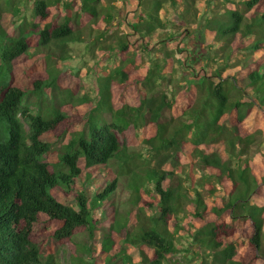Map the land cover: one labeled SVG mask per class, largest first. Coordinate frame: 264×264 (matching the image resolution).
<instances>
[{"label":"trees","instance_id":"16d2710c","mask_svg":"<svg viewBox=\"0 0 264 264\" xmlns=\"http://www.w3.org/2000/svg\"><path fill=\"white\" fill-rule=\"evenodd\" d=\"M15 1H0V37L7 45L0 46V72L30 47L27 37L14 38L3 27L20 15ZM54 1L33 5L35 19L44 25L53 6L65 15L63 23L45 25L39 33L47 57L57 56L56 47L64 60L72 57L66 48L70 43L95 48L111 36L114 17L108 5L100 7L105 29L96 22L104 0ZM167 2L147 0L150 8L144 5L117 47L102 46L100 55L116 50L121 58L109 74L122 91L117 107L109 101L102 110L101 101L83 111H91L85 119L74 108L73 87L63 89L60 78L39 72L27 78L30 82L0 83V122L8 133L0 138V264H62L49 251L51 242L71 250L63 259L67 264H264V156L259 161L250 157L258 139L264 146V0H229L228 6L221 1L222 10H217L219 0H183L177 3L180 8L172 4L182 11L179 28L199 22L204 29L201 35L193 33L194 44L208 51L199 71L196 65L204 58L194 52L192 40H178L188 27L181 33L165 29L160 14ZM138 48L150 56L143 73ZM180 69L178 80L184 85L176 94L165 84L171 87V76ZM49 87L72 113L56 111L45 119L23 104L28 92ZM130 89L140 96L136 104L126 97ZM250 91L253 98L242 99ZM106 113L111 121L104 119ZM234 121L244 135L237 133ZM131 128L141 133L145 151L133 153L126 146ZM69 132L73 137L59 151V160L46 162ZM127 164L123 184L111 165ZM97 174L103 178L98 187ZM121 184L131 190L130 203L139 209L142 226L133 231L130 215L104 224ZM54 191L75 202H59ZM37 228L43 232L36 235ZM81 229L100 246L98 258L90 257L92 244L76 241ZM97 233L102 234L99 242ZM128 246L138 254V263H132Z\"/></svg>","mask_w":264,"mask_h":264},{"label":"rangeland","instance_id":"374dc122","mask_svg":"<svg viewBox=\"0 0 264 264\" xmlns=\"http://www.w3.org/2000/svg\"><path fill=\"white\" fill-rule=\"evenodd\" d=\"M1 1V0H0ZM4 1V0H2ZM34 1L36 0H16L15 3L19 7H21L20 15L9 21L8 24H3L4 29L7 31V33H10L12 37L17 38L19 36H25L29 40V50L28 52L21 56L20 58L16 59L12 66H8L5 64L6 68H3L0 72V83H10V82H17V83H24L25 80L27 82H30V79L32 75L36 72H39L41 75L50 77L51 80L55 79H61L60 86L63 89H66V87H73L75 96V101L73 102L75 104L74 108L76 110H81L83 116H85V119L88 118L89 114L93 110V108L99 107L100 102L102 101V110L107 108V105L110 101L111 105L118 106L119 98L122 95V91L117 89L118 80L113 75L109 77L112 73V69L120 62V56L118 54V51H113L111 54L110 52L106 51L105 55H100L102 46L105 45H113V47H117V42L120 41L122 35L126 32H131V24L135 21V19H139L140 14L143 12V7H147V0H104L106 4H103V2H100L98 4V8L100 10V19L96 22L98 23H104L102 28L105 29V22H104V15L105 12L102 11L100 7H103L104 5H108L109 9L108 12L113 15L114 19L111 20L112 25L108 27L109 36L107 39H105L104 42H99L95 48H92L90 46V43H88V46L85 43H70L66 48L71 52V56L67 59L61 60L59 58V48L54 47V50L56 51L55 54L57 56L53 57H47L45 53L49 51V49H45L41 46V40H40V31L44 28V26H52L54 23H63L65 21V15H61L57 8L54 6L51 8V19L46 23L45 25L42 24L39 19H35V16L33 15V5ZM48 1V0H45ZM54 1V0H53ZM78 1V0H77ZM183 0H168L167 4L163 7V11H161L160 17L165 24L166 30H177L178 32L184 31L185 27L187 26V35L184 36V34H181L178 38V40L185 41L186 39H190L191 46H195L197 50H195V53H198V55L202 56L204 60L199 61V63L196 65V70L199 71V69L204 67L207 63V57H208V51L202 46L200 43H195V39L193 36V33L197 32V35H201L203 33L202 25L197 22L195 24L191 25H183L182 28H179L181 22H180V14H182V11L179 10L181 7L180 4H177ZM206 1V0H204ZM221 1H224V4L226 6L229 5V0H219V5L217 6V10H222ZM237 2H240L242 0H236ZM55 2V1H54ZM75 2V1H72ZM175 3L179 8L173 7L172 4ZM199 3V1H198ZM9 5V3H7ZM113 7V8H112ZM141 7V9H140ZM144 10L150 8L147 7ZM73 13H76V10H74ZM66 14V12H65ZM203 12H199V16H202ZM145 15V11L143 13ZM125 18V20H124ZM2 18H0V21ZM39 21V22H38ZM126 21V23H125ZM110 22V23H111ZM37 25L35 28H33L34 25ZM107 27V26H106ZM114 30V31H113ZM107 32V34H108ZM112 32V33H111ZM91 40V39H90ZM139 42H136V45ZM0 46L1 48H5L6 41L4 42L3 39L0 37ZM174 48V42H170L168 45V49L172 50ZM137 61L141 62V68L142 73L145 72V69L150 66L149 57L147 55V52L138 48L137 49ZM131 54V53H130ZM128 54V56H130ZM127 56V57H128ZM257 57L253 59H257ZM252 59V60H253ZM175 67H180L179 63H176L174 65ZM114 72V70H113ZM169 73V71H168ZM183 75V71L180 69L179 73L174 77L171 76L172 79V85L171 87L168 86L169 84H165V88L174 89L176 94L182 90V85H184L182 79L178 80L180 78L178 75ZM228 73L224 74L227 75ZM171 75V74H168ZM66 76V78H65ZM68 77V78H67ZM108 77L107 79H105ZM182 78V76H181ZM112 82V83H111ZM179 86V89H175L174 87ZM22 88H25L24 85L20 84ZM100 86V88H99ZM249 91L247 88L246 91ZM53 88H45L42 91H31L26 94L23 104L30 107L33 114L40 113L43 115L45 119H51L55 117L56 111H60L63 114H69L73 111L68 107V105L65 106V102L62 99H55ZM104 96H107L105 100L101 99V94ZM142 93V90L140 91ZM111 94V99L109 100V96ZM141 95V94H140ZM254 93L248 92L246 95L242 96V99H252ZM126 97L128 101H130L132 104H136L137 101H139V97L134 90L130 89ZM87 98V102L89 103H83L84 99ZM83 100V101H82ZM86 109H89V113L86 115L83 113V111H86ZM104 119L106 121H111V116L109 113H106L104 115ZM4 125V124H3ZM3 125L0 122V138L5 140L8 137V133L5 129H3ZM233 126L236 128L237 133L244 135L246 131L243 129V127L240 124H234ZM78 129V127H77ZM77 131V130H76ZM126 140L124 139V142L126 146L129 148L130 151L133 153L136 152H143L145 151V146L142 142L141 133H136L132 128L127 132ZM73 137V133L69 132L61 142H59L56 146L53 147L52 151L48 156L45 158L46 162L52 163L57 162L59 160V151L63 150L65 145L68 144L70 139ZM260 139H258V147L253 149L250 153V157H253L252 160L259 161L262 159V156H264V146L260 144ZM66 150V148H65ZM64 150V151H65ZM146 154V152L144 153ZM178 160H176L178 163L182 161L176 157ZM151 161V159L149 160ZM130 165H126L125 167L119 168L118 165H111V167L114 169L115 173L119 177V180L121 183H126L124 181L125 175L124 173H128L127 167ZM172 167H165L164 171H171ZM199 172H196L195 179L200 178ZM136 175H139V173H136ZM96 184L97 187L99 186V183L102 182V176L100 174L96 175ZM140 178V177H139ZM144 183H141V186H143ZM118 195L115 197L113 201V206L108 210L106 219L104 221L105 225H108L110 221H114L115 218H119V216H124L125 218L130 215L129 219L131 223L130 231H133L136 227L142 226V222L136 217L139 214V209L136 205H132L130 203V200L132 199V193L131 190L127 186H119L118 187ZM99 189V188H98ZM56 199L63 203V204H70V202H75L72 198V201L66 200L65 196L63 195V192L61 191H54L53 192ZM192 194V193H191ZM193 196V195H192ZM204 198H207L206 194H203ZM189 209V207H186V211ZM188 212V211H187ZM186 212V213H187ZM143 217V214L141 215ZM41 229L37 228L35 230L36 235L39 233L41 234ZM43 232V231H42ZM76 241L80 244L89 243L92 244L93 254L90 255V257L98 258L100 246H98V243L92 242L90 239H88V233L86 230L81 229L78 230L76 233ZM99 238L102 239V234L97 233L96 234V240L99 242ZM121 245V240L119 241ZM60 249L64 253L60 252ZM127 253L132 255L134 258L132 260V263H138L140 261V258L138 254L135 252V250L128 246ZM66 250V252H65ZM52 254L59 256V259L62 261V264H67L63 261L64 258L67 259L69 257V253H71V250L68 247H61L57 245L55 242L50 243V250ZM247 251L243 250L241 254H245ZM93 258V259H94Z\"/></svg>","mask_w":264,"mask_h":264}]
</instances>
